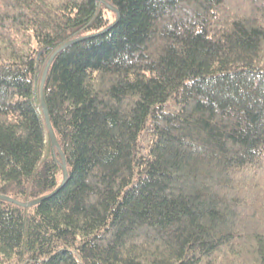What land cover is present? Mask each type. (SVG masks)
Returning a JSON list of instances; mask_svg holds the SVG:
<instances>
[{"label":"trees","instance_id":"obj_1","mask_svg":"<svg viewBox=\"0 0 264 264\" xmlns=\"http://www.w3.org/2000/svg\"><path fill=\"white\" fill-rule=\"evenodd\" d=\"M0 264H264V0H0Z\"/></svg>","mask_w":264,"mask_h":264},{"label":"water","instance_id":"obj_2","mask_svg":"<svg viewBox=\"0 0 264 264\" xmlns=\"http://www.w3.org/2000/svg\"><path fill=\"white\" fill-rule=\"evenodd\" d=\"M110 8H111V7H110ZM66 45H67V44H66ZM50 62H51V61H50ZM50 62H49L48 66H47L46 69H45V72H44V75H43L42 84H41L42 105H43L44 110H45V98H44V95H43V84H44V80H45V77H46V74H47V71H48V67H49V65H50ZM48 129H49V131H50V135H51L52 141H53L54 143H56V142H57V140H56V136H55V133H54L53 127H52V125H51V123H50L49 120H48ZM64 170H65V178H66V177H67V170H66V168H65ZM62 185H63V184H62ZM47 197H48V196L42 197L40 200H43V199H45V198H47ZM9 199H10V198H9ZM10 200H12L13 202L18 203V204L28 205L27 203H20V202H18V201H16V200H13V199H10Z\"/></svg>","mask_w":264,"mask_h":264}]
</instances>
